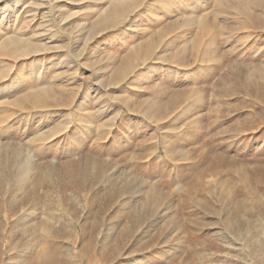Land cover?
<instances>
[{"label":"rangeland","instance_id":"374dc122","mask_svg":"<svg viewBox=\"0 0 264 264\" xmlns=\"http://www.w3.org/2000/svg\"><path fill=\"white\" fill-rule=\"evenodd\" d=\"M115 1L0 0V264H264V0Z\"/></svg>","mask_w":264,"mask_h":264},{"label":"bare ground","instance_id":"6f19581e","mask_svg":"<svg viewBox=\"0 0 264 264\" xmlns=\"http://www.w3.org/2000/svg\"><path fill=\"white\" fill-rule=\"evenodd\" d=\"M145 0H116L103 14L97 24L91 28L96 30H110L115 28L122 22L123 19L128 18L130 14L139 11ZM76 2V1H75ZM153 5V4H152ZM7 13L6 9L3 11V18ZM37 51V52H35ZM38 53V47L32 43L31 40H24L19 37H11L6 43L0 47V53L9 54L11 56H29L32 53ZM124 71V70H123ZM118 74H122V71Z\"/></svg>","mask_w":264,"mask_h":264}]
</instances>
